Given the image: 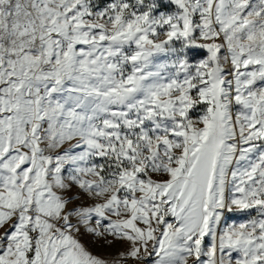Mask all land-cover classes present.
I'll return each mask as SVG.
<instances>
[{
    "label": "snow or ice",
    "instance_id": "6c2138e0",
    "mask_svg": "<svg viewBox=\"0 0 264 264\" xmlns=\"http://www.w3.org/2000/svg\"><path fill=\"white\" fill-rule=\"evenodd\" d=\"M66 157L157 225L152 264H264V0H0V192L30 216L0 264H70L30 187Z\"/></svg>",
    "mask_w": 264,
    "mask_h": 264
},
{
    "label": "rangeland",
    "instance_id": "374dc122",
    "mask_svg": "<svg viewBox=\"0 0 264 264\" xmlns=\"http://www.w3.org/2000/svg\"><path fill=\"white\" fill-rule=\"evenodd\" d=\"M97 23L103 25L107 22ZM76 143V139H71L50 149L53 154L65 152ZM48 144L51 146L52 141L48 140ZM91 164L92 161L84 164L66 157L61 165L69 169L66 173L54 171L52 178L46 181L45 173L41 171L37 182L30 185L33 191L44 183L51 186L48 189L50 195L43 204L39 202L40 197H36L37 206L33 210L35 226L52 240V245L44 240L43 248H51L53 256L55 251L66 249L62 259L70 264H152L156 259L151 255L155 241L150 236L157 225L140 223L134 205H125L118 197L120 183L107 179V171L102 175ZM24 176L27 179V173ZM32 200L29 192L28 207L32 206ZM0 203L3 206L0 210V238L16 223L18 216L25 225L29 223L27 209L17 212L25 203L19 192H0ZM69 224L71 228H66L65 225ZM13 235L22 237L20 247L27 246V233ZM19 258L23 259L22 253Z\"/></svg>",
    "mask_w": 264,
    "mask_h": 264
},
{
    "label": "built area",
    "instance_id": "2783aa9c",
    "mask_svg": "<svg viewBox=\"0 0 264 264\" xmlns=\"http://www.w3.org/2000/svg\"><path fill=\"white\" fill-rule=\"evenodd\" d=\"M50 152L53 154V151L50 149ZM44 167L46 168L47 167V162H45V165Z\"/></svg>",
    "mask_w": 264,
    "mask_h": 264
}]
</instances>
